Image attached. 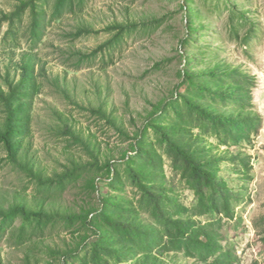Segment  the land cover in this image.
<instances>
[{
    "label": "trees",
    "instance_id": "1",
    "mask_svg": "<svg viewBox=\"0 0 264 264\" xmlns=\"http://www.w3.org/2000/svg\"><path fill=\"white\" fill-rule=\"evenodd\" d=\"M86 4L87 0H21L9 13L0 10V27L7 25L3 46L13 50L21 40L30 44L14 68L8 65L0 72V148L6 162L30 177L44 200L61 196L80 181L85 198H96V206L69 212L15 203L0 210V241L21 247L59 231L69 232L75 245L62 253L53 251L47 264H239L232 237L240 233L237 208L244 204L253 178L251 156L242 150L262 123L252 105L254 78L240 66L220 61L196 71L195 57H186L174 94L153 105L133 135L102 107L91 109L129 142L118 159H104L95 141L68 125L64 132L80 144L86 162H72L46 176L28 159L24 139L33 100L41 90L35 49L53 21L66 12L82 11ZM228 6L230 31L246 46L254 38L255 23L236 4ZM164 20L107 26L104 32L112 37L90 53H73L74 68L111 53L140 29L160 27ZM244 28L248 29L241 37ZM187 30L185 47L195 40L197 27L189 22ZM99 33L78 27L71 36ZM201 53L208 52L201 49ZM231 148H237L235 153ZM228 166L241 184L233 185L226 177ZM184 190L193 193L190 204L183 201ZM180 257L186 261L181 263Z\"/></svg>",
    "mask_w": 264,
    "mask_h": 264
},
{
    "label": "rangeland",
    "instance_id": "2",
    "mask_svg": "<svg viewBox=\"0 0 264 264\" xmlns=\"http://www.w3.org/2000/svg\"><path fill=\"white\" fill-rule=\"evenodd\" d=\"M20 1L0 0V10L9 13ZM230 4H236L255 23L254 38L246 46L230 31ZM163 17L160 27L140 29L128 35L111 53L105 56L101 53L80 69L74 68L70 58L73 53H90L112 37L113 34L104 32L107 26ZM189 22L197 27V32L195 40L185 47L182 40L187 37ZM78 27L100 33L73 39L71 33ZM247 29L241 30V37ZM6 31L4 24L0 27L1 73L8 65L14 68L30 47L28 41L21 40L17 48H5L2 39ZM201 49L208 52L206 56ZM35 53L41 90L33 100L24 152L46 176L65 170L72 162L88 159L80 144H75L64 132L67 125L84 138L95 141L104 159L120 158L129 142L91 109L102 107L117 125L133 135L153 105L174 94L186 57H195L196 71L223 61L249 72L255 83L253 110L262 116V123L252 143L242 150L251 156L253 178L248 182L244 204L237 208L242 227L232 241L240 257L239 264H264V243L261 242L264 237V0H192L191 4L187 0H87L82 11L66 12L48 26ZM157 63L162 66L158 67ZM230 150L235 153L237 148ZM5 156L0 148V210L18 202L32 209L60 212L96 206V198H93L95 201L85 198L82 181L70 186L61 196L42 199L31 178L8 164ZM227 169L225 175L232 179L233 185L241 184L233 168ZM182 194L183 201L190 204L193 193L184 190ZM74 245V238L65 231L21 247L13 241H0V264H27L28 261L47 264L53 251L62 253ZM185 261L180 257L181 263Z\"/></svg>",
    "mask_w": 264,
    "mask_h": 264
}]
</instances>
